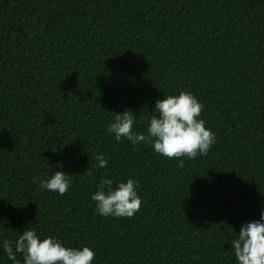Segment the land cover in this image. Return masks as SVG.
Listing matches in <instances>:
<instances>
[{
    "label": "trees",
    "instance_id": "trees-1",
    "mask_svg": "<svg viewBox=\"0 0 264 264\" xmlns=\"http://www.w3.org/2000/svg\"><path fill=\"white\" fill-rule=\"evenodd\" d=\"M181 90L204 105L207 155L107 132L126 109L146 131L154 102ZM58 162L64 195L33 180ZM102 176L139 181L133 217L97 214ZM261 207L264 0H0V240L35 228L88 245L92 264H236L230 240ZM0 264H13L2 248Z\"/></svg>",
    "mask_w": 264,
    "mask_h": 264
},
{
    "label": "clouds",
    "instance_id": "clouds-1",
    "mask_svg": "<svg viewBox=\"0 0 264 264\" xmlns=\"http://www.w3.org/2000/svg\"><path fill=\"white\" fill-rule=\"evenodd\" d=\"M203 108V103L193 93L181 90L154 102L146 131L133 130L137 120L130 109L115 113L106 130L117 142L124 138L134 146L139 143L150 145L155 153L167 158L194 159L197 155H207L216 141L215 134L201 118ZM94 159L95 167H107L104 154L97 153ZM176 163L180 168L184 166L183 159H177ZM61 168L58 162L57 170L49 171L45 178L34 176L33 180L41 189L64 195L72 181ZM138 186L139 181L132 177L114 184L112 177L102 176L90 199L95 202V210L100 216L131 218L142 203ZM230 244L236 264H264V207L260 209L258 220L245 222L236 230ZM0 248L13 264H21L17 254L22 256V264H92L95 257L94 250L88 245L69 246L57 237L39 236L35 228H23L15 239L0 240Z\"/></svg>",
    "mask_w": 264,
    "mask_h": 264
}]
</instances>
